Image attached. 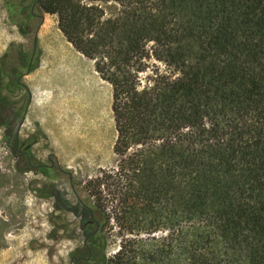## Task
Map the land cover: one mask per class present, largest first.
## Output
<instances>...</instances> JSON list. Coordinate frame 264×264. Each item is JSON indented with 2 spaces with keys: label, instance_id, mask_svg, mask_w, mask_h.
I'll list each match as a JSON object with an SVG mask.
<instances>
[{
  "label": "trees",
  "instance_id": "1",
  "mask_svg": "<svg viewBox=\"0 0 264 264\" xmlns=\"http://www.w3.org/2000/svg\"><path fill=\"white\" fill-rule=\"evenodd\" d=\"M38 5L112 86L118 159L96 179L85 221L98 224V211L100 238L86 235L100 251L88 243L85 256L264 264V0Z\"/></svg>",
  "mask_w": 264,
  "mask_h": 264
},
{
  "label": "rangeland",
  "instance_id": "2",
  "mask_svg": "<svg viewBox=\"0 0 264 264\" xmlns=\"http://www.w3.org/2000/svg\"><path fill=\"white\" fill-rule=\"evenodd\" d=\"M33 2L0 0V59L13 39L25 42L11 8L26 9ZM35 10L41 15L33 24L41 60L29 80L34 101L20 135L34 132L37 160L52 166L19 169L8 147L14 142L7 140L17 131L0 126V264H73V255L83 256L84 264H100L98 257L85 256L88 243L100 251L98 211V224L90 226L85 219L89 207L100 202L96 179L101 170L117 164L112 86L95 70L94 61L67 40L56 13L39 5ZM35 123L38 131H32ZM97 229L99 238L88 241L87 232ZM118 229L109 235L108 256L119 249Z\"/></svg>",
  "mask_w": 264,
  "mask_h": 264
},
{
  "label": "flooded vegetation",
  "instance_id": "3",
  "mask_svg": "<svg viewBox=\"0 0 264 264\" xmlns=\"http://www.w3.org/2000/svg\"><path fill=\"white\" fill-rule=\"evenodd\" d=\"M38 2L39 0H34L25 10L12 11L13 8H11V19L17 24L21 36L27 43L13 39L0 61V126H3L5 131H17L14 135L7 137L8 141L10 139L14 142L8 144V147L18 160L17 167L30 170L43 165L49 168L52 166V163L42 164L37 160L33 149L37 143V136L34 132L27 133L22 138L20 135L34 101L29 80L39 68L41 60L39 34L33 26L35 19L40 15L35 10ZM38 130L39 124L35 123L32 131ZM87 243L85 241V244ZM96 249L98 250L99 246ZM90 251L92 253L94 249L91 248ZM82 258L84 257L73 255V264H84L80 261Z\"/></svg>",
  "mask_w": 264,
  "mask_h": 264
},
{
  "label": "bare ground",
  "instance_id": "4",
  "mask_svg": "<svg viewBox=\"0 0 264 264\" xmlns=\"http://www.w3.org/2000/svg\"><path fill=\"white\" fill-rule=\"evenodd\" d=\"M90 87H91V86H90ZM94 87H95V85H94ZM86 88H87V86H86ZM95 88H96V87H95ZM86 90H87V89H86ZM90 91H91V90H90ZM95 92H96V91H95ZM88 93H89V92H88ZM91 93H92V92H91ZM91 93H90V94H91ZM93 93H94V92H93ZM93 96H94V95H93ZM48 99H49V98H48ZM48 99H47V100H48ZM97 99H98V98H97ZM92 100H93V98H92ZM48 101H49V100H48ZM96 101H99V100H96ZM93 102H94V101H93ZM97 104H98V103H97ZM93 105H94V104H93ZM48 106H49V104H48ZM97 107H99V106H97ZM50 109H51V108H50ZM50 109H49V110H50ZM54 109H56V108H54ZM57 110H58V109H57ZM57 110H56V112H57ZM80 110H81V109H80ZM52 111H53V110H52ZM97 111H98V110H97ZM98 112H99V111H98ZM95 113H97V112H95ZM50 118H51V117H50ZM50 118H49V119H50ZM46 123H47V121H46ZM43 126H44V124H43ZM45 126H47V125L45 124ZM43 128H44V127H43ZM64 255H65V254H64ZM64 255H63V256H64Z\"/></svg>",
  "mask_w": 264,
  "mask_h": 264
},
{
  "label": "crops",
  "instance_id": "5",
  "mask_svg": "<svg viewBox=\"0 0 264 264\" xmlns=\"http://www.w3.org/2000/svg\"><path fill=\"white\" fill-rule=\"evenodd\" d=\"M43 127H44V129H46L45 125H44ZM45 132H46V131H45Z\"/></svg>",
  "mask_w": 264,
  "mask_h": 264
}]
</instances>
